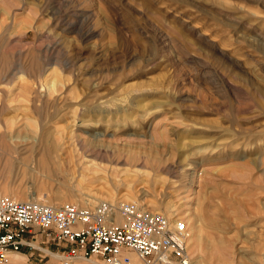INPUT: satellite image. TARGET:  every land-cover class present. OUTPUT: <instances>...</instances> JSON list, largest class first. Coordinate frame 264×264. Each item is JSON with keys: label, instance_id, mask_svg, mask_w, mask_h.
Masks as SVG:
<instances>
[{"label": "rangeland", "instance_id": "obj_1", "mask_svg": "<svg viewBox=\"0 0 264 264\" xmlns=\"http://www.w3.org/2000/svg\"><path fill=\"white\" fill-rule=\"evenodd\" d=\"M2 195L134 201L192 264H264V0H0Z\"/></svg>", "mask_w": 264, "mask_h": 264}, {"label": "built area", "instance_id": "obj_2", "mask_svg": "<svg viewBox=\"0 0 264 264\" xmlns=\"http://www.w3.org/2000/svg\"><path fill=\"white\" fill-rule=\"evenodd\" d=\"M188 237L185 220L134 201L47 205L0 196V264L16 254L54 264H192Z\"/></svg>", "mask_w": 264, "mask_h": 264}, {"label": "bare ground", "instance_id": "obj_3", "mask_svg": "<svg viewBox=\"0 0 264 264\" xmlns=\"http://www.w3.org/2000/svg\"><path fill=\"white\" fill-rule=\"evenodd\" d=\"M46 166H47V161H45V159H43V160H42V167H43V169H45ZM10 197H11V196H10ZM25 197H26L25 195H22V198H25ZM11 198H12V197H11ZM13 199L17 200V197H14V196H13ZM31 200L37 201V202H39V203L46 204V201H45V200H42L41 197H40V198L37 197V198H34V199L32 198ZM17 201H18V200H17ZM17 255H19V254H16V255L12 256V258H11L10 261H9V263H10L11 261H13ZM91 264H92V263H91Z\"/></svg>", "mask_w": 264, "mask_h": 264}, {"label": "crops", "instance_id": "obj_4", "mask_svg": "<svg viewBox=\"0 0 264 264\" xmlns=\"http://www.w3.org/2000/svg\"><path fill=\"white\" fill-rule=\"evenodd\" d=\"M16 257H17V258H23L24 256H22V255H17Z\"/></svg>", "mask_w": 264, "mask_h": 264}]
</instances>
